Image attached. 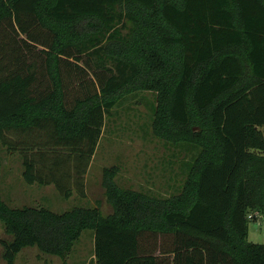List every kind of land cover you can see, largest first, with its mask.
<instances>
[{"label":"trees","instance_id":"1","mask_svg":"<svg viewBox=\"0 0 264 264\" xmlns=\"http://www.w3.org/2000/svg\"><path fill=\"white\" fill-rule=\"evenodd\" d=\"M140 91L153 135L187 157L178 192L121 188L113 166L106 215L0 197L6 264L27 246L64 258L86 229L94 264H264L247 238L264 215V0H0V144L27 183L85 195L105 117ZM147 235L170 238V261Z\"/></svg>","mask_w":264,"mask_h":264},{"label":"rangeland","instance_id":"2","mask_svg":"<svg viewBox=\"0 0 264 264\" xmlns=\"http://www.w3.org/2000/svg\"><path fill=\"white\" fill-rule=\"evenodd\" d=\"M151 92L140 91L125 96L121 103L105 117L101 137L94 149L85 181V195L79 197L75 190L70 197L56 192L53 186L40 188L27 183L21 176L22 166L16 153H9L0 144L2 158L0 173V197L10 207H44L53 212H63L75 206H98L102 214L112 211L104 195L102 172L116 167L114 180L121 188L133 189L146 194L167 197L178 192L183 181L187 157L180 148H172L151 130V113L154 103ZM264 135V125L259 127ZM34 148V147H33ZM37 148H34V150ZM185 150V149H184ZM186 173V169H185ZM251 212V211H250ZM249 215V214H248ZM247 215V238L254 243H264V216L254 219ZM143 242L149 249L155 246L158 259L170 261V255L159 250L169 247L167 235H147ZM0 222V264L2 240H9ZM93 249L91 230H83L71 251L64 258L41 252L35 246L22 248L13 264H93L89 256ZM162 252V251H161ZM165 261V260H164ZM160 261L158 264H165Z\"/></svg>","mask_w":264,"mask_h":264},{"label":"crops","instance_id":"3","mask_svg":"<svg viewBox=\"0 0 264 264\" xmlns=\"http://www.w3.org/2000/svg\"><path fill=\"white\" fill-rule=\"evenodd\" d=\"M90 164H91V161L89 162V164H88V167H87V171H88V168H89V166H90ZM20 165H21V163H20ZM22 168V167H21ZM87 171H86V174H85V176H84V194H85V183H87V181H85V179H86V175H87ZM21 174V173H20ZM53 186L51 183L50 184H42V185H38L37 184V186H40V188H42V187H46V186ZM53 188L55 189V187L53 186ZM55 191L57 192V190L55 189ZM71 196V195H70ZM70 196H68V197H70ZM92 251H93V249H92ZM89 258H90V261L91 262H93V259H94V257H93V253L91 252V255L89 256ZM59 264H61V261H60V263ZM94 264V263H93Z\"/></svg>","mask_w":264,"mask_h":264},{"label":"built area","instance_id":"4","mask_svg":"<svg viewBox=\"0 0 264 264\" xmlns=\"http://www.w3.org/2000/svg\"><path fill=\"white\" fill-rule=\"evenodd\" d=\"M248 214H249L248 216H250L254 219H257L258 217L264 216V215L260 214L258 211H252V212H249Z\"/></svg>","mask_w":264,"mask_h":264}]
</instances>
